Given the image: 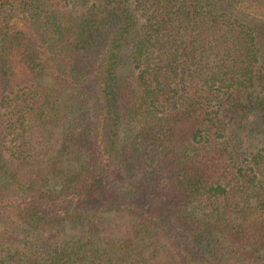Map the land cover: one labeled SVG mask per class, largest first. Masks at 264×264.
Masks as SVG:
<instances>
[{
  "label": "trees",
  "instance_id": "16d2710c",
  "mask_svg": "<svg viewBox=\"0 0 264 264\" xmlns=\"http://www.w3.org/2000/svg\"><path fill=\"white\" fill-rule=\"evenodd\" d=\"M0 264H264V0H0Z\"/></svg>",
  "mask_w": 264,
  "mask_h": 264
},
{
  "label": "rangeland",
  "instance_id": "374dc122",
  "mask_svg": "<svg viewBox=\"0 0 264 264\" xmlns=\"http://www.w3.org/2000/svg\"><path fill=\"white\" fill-rule=\"evenodd\" d=\"M145 200H146V199H145ZM148 201H149V199H148ZM152 204L156 207L155 202H152ZM143 211H145V210H143ZM153 213H156V211L153 210ZM157 214H158V213H157Z\"/></svg>",
  "mask_w": 264,
  "mask_h": 264
}]
</instances>
